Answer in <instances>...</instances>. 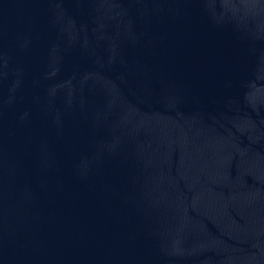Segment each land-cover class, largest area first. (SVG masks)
Listing matches in <instances>:
<instances>
[{
    "label": "water",
    "instance_id": "water-1",
    "mask_svg": "<svg viewBox=\"0 0 264 264\" xmlns=\"http://www.w3.org/2000/svg\"><path fill=\"white\" fill-rule=\"evenodd\" d=\"M0 264H264V0H0Z\"/></svg>",
    "mask_w": 264,
    "mask_h": 264
}]
</instances>
